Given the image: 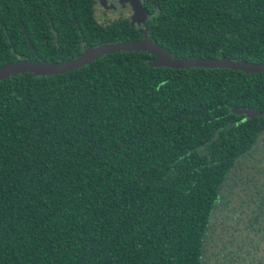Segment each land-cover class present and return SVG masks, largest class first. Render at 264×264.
Returning <instances> with one entry per match:
<instances>
[{
  "label": "trees",
  "instance_id": "trees-1",
  "mask_svg": "<svg viewBox=\"0 0 264 264\" xmlns=\"http://www.w3.org/2000/svg\"><path fill=\"white\" fill-rule=\"evenodd\" d=\"M141 1L140 26L172 55L264 62V0ZM138 27L99 22L92 0H0V65L66 60ZM154 59L121 50L0 80V264H202L225 174L264 126V71Z\"/></svg>",
  "mask_w": 264,
  "mask_h": 264
},
{
  "label": "flooded vegetation",
  "instance_id": "flooded-vegetation-1",
  "mask_svg": "<svg viewBox=\"0 0 264 264\" xmlns=\"http://www.w3.org/2000/svg\"><path fill=\"white\" fill-rule=\"evenodd\" d=\"M92 6L101 23L111 21L107 20L110 12L118 13V18L128 17L130 22L127 3L92 0ZM97 6L101 7L99 14ZM239 147L204 230L202 264H264V126Z\"/></svg>",
  "mask_w": 264,
  "mask_h": 264
},
{
  "label": "water",
  "instance_id": "water-1",
  "mask_svg": "<svg viewBox=\"0 0 264 264\" xmlns=\"http://www.w3.org/2000/svg\"><path fill=\"white\" fill-rule=\"evenodd\" d=\"M122 5L129 4L131 9L130 25L139 26L138 30L142 33V37L125 41L101 42L91 45L82 50V52L74 57L66 60L48 61V60H32V59H16L8 61L0 65V80L10 76H16L20 73H32L34 76L56 75L67 71L74 70L89 62L101 57L104 54L117 51H141L147 52L155 56L154 60H149L150 67H170V68H231L242 70L247 73H255L264 71V62L256 63L244 59H231L229 57H181L172 55L167 49L159 43L149 38L146 28L140 25L148 18V11L144 7L141 0H119ZM29 46L30 40L25 34ZM232 111L236 114H243L247 117L259 116L261 113L252 107H236Z\"/></svg>",
  "mask_w": 264,
  "mask_h": 264
},
{
  "label": "rangeland",
  "instance_id": "rangeland-1",
  "mask_svg": "<svg viewBox=\"0 0 264 264\" xmlns=\"http://www.w3.org/2000/svg\"><path fill=\"white\" fill-rule=\"evenodd\" d=\"M128 4V3H127ZM105 7V6H104ZM101 11V7L100 6H97V13L99 14V12ZM124 13L126 14H129V12L127 11H124ZM119 14L118 13H114V12H110L108 13L107 15V20H112V19H115V18H118ZM100 19V18H99ZM100 21L102 22V20L100 19Z\"/></svg>",
  "mask_w": 264,
  "mask_h": 264
}]
</instances>
